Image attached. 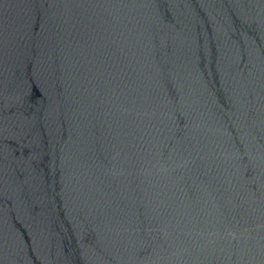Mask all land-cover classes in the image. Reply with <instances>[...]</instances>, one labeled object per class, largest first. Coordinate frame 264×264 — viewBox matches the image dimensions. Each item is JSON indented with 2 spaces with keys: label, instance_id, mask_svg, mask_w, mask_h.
Segmentation results:
<instances>
[{
  "label": "water",
  "instance_id": "1",
  "mask_svg": "<svg viewBox=\"0 0 264 264\" xmlns=\"http://www.w3.org/2000/svg\"><path fill=\"white\" fill-rule=\"evenodd\" d=\"M0 264H264V0H0Z\"/></svg>",
  "mask_w": 264,
  "mask_h": 264
}]
</instances>
